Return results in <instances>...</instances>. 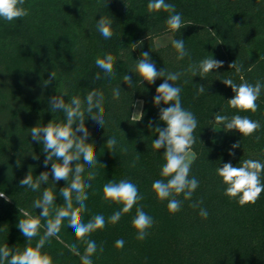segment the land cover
Returning <instances> with one entry per match:
<instances>
[{"label":"trees","instance_id":"obj_1","mask_svg":"<svg viewBox=\"0 0 264 264\" xmlns=\"http://www.w3.org/2000/svg\"><path fill=\"white\" fill-rule=\"evenodd\" d=\"M148 2L25 0L27 17L13 22L0 19V192H5L10 200L6 202L0 197V246L26 247V239L17 228L19 218H24L19 208L39 215L42 209L33 208L32 203L42 196L44 188L49 187L56 195L54 207L64 203L59 191L67 182L54 184L51 175L37 192L19 186L30 167L33 178L51 168V164L44 167L43 145L31 141L29 129L65 118L63 112L49 108L51 96H64L68 102L73 96L83 99L88 92L98 90L105 97L107 127L97 126L85 112L86 127L91 132L86 142L95 143L97 160L104 167L99 163L94 168L84 165L83 177L87 179L91 171L95 179L88 181L92 187L86 189L87 211L81 213L82 220L86 223L94 215L102 214L107 222L122 207L103 198V185L111 180L117 183L125 178L131 180L144 199L118 223H106L103 229L90 234L88 238L97 244L93 264H264V193L255 204L241 206L238 199L224 195L226 186L216 174V168L223 163L240 166L244 159L264 162V92L257 100L256 113L240 112L228 106L227 100L234 93L222 83L227 78L237 84L243 82L241 78L253 84L264 81V0H166L175 5L186 24L178 32H172L165 23L169 13L163 10L149 13ZM102 15L112 20L111 39L106 40L96 29V21ZM167 32L173 34V40H184L190 56L177 59L172 42L163 48L153 45L155 37ZM140 41L142 44L133 49L132 44ZM145 51L150 53L157 70L170 72H183L190 62L198 63L211 56L224 62L223 67L202 78L186 73L174 82L181 88L182 106L192 111L198 121L193 133L197 140L191 151L196 158L190 177L199 180L191 201H185L182 194L176 197L182 201V208L176 213H170L167 200L159 201L152 190L153 181L162 179L160 171L165 161L164 149L152 147L158 134L148 123L152 121L153 129L166 125L159 120V108L152 103L163 78L154 84L145 81L139 85L138 77L130 72ZM108 53L115 57L112 79L106 78L95 64L97 57L103 58ZM233 61L243 65L241 72L229 67ZM52 71L56 78L45 87L43 82ZM97 73L99 80L95 79ZM124 74L132 77V87L122 81ZM199 85L205 86L204 94L197 95ZM118 86L121 94L115 100L112 90ZM137 100L143 101L144 116L135 122L131 114ZM218 112L229 117L248 116L260 121L261 129L250 137H242L235 130L225 132L222 141L215 142L213 128L222 127L212 122ZM113 136L118 141L114 151L106 145ZM237 141L241 147L231 149ZM121 147H126L127 153ZM230 150L235 156H229ZM32 152L39 160L32 158ZM17 159L21 162L19 167ZM134 160L135 167L131 166ZM201 199L200 207H190ZM137 206H142L154 220L143 241L136 239L137 230L132 226ZM200 208L207 210L206 219L200 216ZM41 224L45 221L41 220ZM43 232L41 227L40 234ZM58 235L59 239L51 237L42 251L52 256L53 264H81L80 256L73 254L67 245L78 244L81 255L85 245L77 241L67 220ZM38 239H33V246ZM118 239L124 240L122 249L115 247Z\"/></svg>","mask_w":264,"mask_h":264},{"label":"clouds","instance_id":"obj_2","mask_svg":"<svg viewBox=\"0 0 264 264\" xmlns=\"http://www.w3.org/2000/svg\"><path fill=\"white\" fill-rule=\"evenodd\" d=\"M24 5L25 0H0V19L13 22L27 17L29 9ZM147 9L149 13L161 10L169 13L165 23L172 32H178L186 26L181 14L176 12L175 5L167 3L166 0H149ZM111 25L112 20L103 15L96 21L97 31L106 40L111 39L114 34ZM140 44L142 41L132 44L133 49L139 47ZM172 47L176 50L177 59L182 60L190 56L183 39L172 40ZM114 60L115 57L110 53L103 58L97 57L95 60L96 66L104 71L108 79L115 76ZM223 64V61L216 60L211 56L198 63L190 62L183 72L157 70L150 53L145 51L141 53L139 59L135 60V65L130 70L138 77L136 84L139 85H143L145 81L148 84H154L157 79L163 78V83L156 87L152 103L159 108V120L166 126L157 125L153 129L152 121H149L148 127L158 134V138L152 141V147L156 150L164 149L163 158L165 161L160 171L162 179L153 181L152 190L159 201L167 200V209L170 213L179 212L182 208V201L176 197L182 194L185 201H191L194 192L199 187V180L195 176L190 177L191 166L196 158L195 153L190 150L197 140L193 133L198 126V121L192 111L182 106L181 88L175 86L174 82L186 73H190L192 77L199 75L202 78L213 70L223 67ZM229 67L236 69V72L239 73L242 71L243 65L233 61ZM53 78H56L54 71L50 73L49 79L45 80L43 85L47 87ZM95 79H100L99 73L96 74ZM241 79L243 82L239 84L231 78L222 80V83L229 86L234 93V96L227 100V104L230 108L240 112L256 113L259 109L257 100L264 92V81L257 80L253 84ZM122 81L130 87L133 86L130 75L124 74ZM205 91V86L199 85L197 95L204 94ZM112 93V98L118 100L121 94L120 87L113 88ZM104 103V94L98 90L88 92L83 99L73 96L68 102H65L64 96L53 95L48 100L49 108L53 112H63L65 118L61 121L52 119L46 125L37 124L29 129L31 141L43 145L44 167L47 168L51 164V168L33 178L30 167L24 178L19 181V186H26L33 192H37L42 184L49 182L51 175L54 184L61 180L67 182V186L59 191L64 203L60 207H54L56 195L49 187H46L42 196L32 203L33 208L42 209L39 215L34 216L19 208V213L24 218H19L17 228L26 239L27 245L23 249L9 247L8 244L0 246V264H53L52 256L42 249L46 243H50L51 237L59 239L58 234L65 220L68 221V227L73 229L77 241L85 245L83 255L79 251L78 244L73 243L67 247L73 254L80 256L81 264H93L92 257L97 254V244L88 238L90 234L103 229L106 223L113 225L118 223L124 214L129 213L134 205H138V202L144 199L138 186L131 180L125 178L118 183L111 180L103 185V198L106 202L116 203L122 207L109 216L107 222L102 214L94 215L86 223L82 220L81 213L87 211L85 202L88 200V192L86 189L92 187V183H88V181L95 179V173L91 171L88 172L87 179L83 177L84 165L94 168L99 163L96 157L95 143L86 142L91 136V132L86 127L85 112L97 126L107 127L104 119ZM161 104L167 105V107H160ZM143 116V111L131 114V118L135 122L142 120ZM212 122L222 126L225 132L235 130L242 137L253 136L261 129L260 121L238 114L229 117L218 112L214 114ZM213 130L216 131L214 128ZM78 133H82V135H78ZM256 139L259 140V137ZM117 144L118 141L114 136L107 139L108 149L114 151ZM239 147H241L240 141L231 145V149ZM121 151L127 153L128 149L121 147ZM228 154L235 156V152L232 150ZM31 155L34 160H39V156L35 152H32ZM81 158H83V163H81ZM138 158L139 154L137 153V160ZM73 162H75L74 165ZM20 164L21 162L17 159L16 166L19 167ZM135 164L134 160L131 166L135 167ZM216 174L226 186L224 195L231 199H238L241 206L249 203L255 204L261 193H264V180H262L264 162L260 160L244 159L240 161V166H233L231 162L223 163L222 166L216 168ZM0 197L4 198L6 202L10 201L5 192H0ZM201 204H203L202 199L194 201L190 207L197 208ZM199 214L205 219L208 217V212L204 208H200ZM41 220H44L45 224L42 225ZM153 224V218L143 210L142 206H137L135 217L132 220V226L137 230L136 239L143 241L149 235L147 230ZM41 227L44 228L43 235L40 234ZM36 237L39 239L33 246L32 241ZM115 247L122 249L124 240L118 239L115 242ZM103 251L104 248L101 245L99 253L102 254Z\"/></svg>","mask_w":264,"mask_h":264},{"label":"rangeland","instance_id":"obj_3","mask_svg":"<svg viewBox=\"0 0 264 264\" xmlns=\"http://www.w3.org/2000/svg\"><path fill=\"white\" fill-rule=\"evenodd\" d=\"M173 40V34L171 32L164 33L162 35H159L153 39V45L157 48H163L167 46L170 42ZM143 109V101L137 100L134 106V112L142 111ZM216 131H213V140L215 142H221L225 131L222 129V127H215ZM191 151V150H190ZM193 152V151H192ZM194 153V152H193Z\"/></svg>","mask_w":264,"mask_h":264}]
</instances>
